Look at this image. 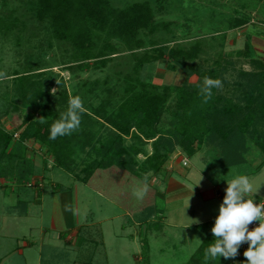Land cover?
Listing matches in <instances>:
<instances>
[{
    "label": "rangeland",
    "instance_id": "rangeland-1",
    "mask_svg": "<svg viewBox=\"0 0 264 264\" xmlns=\"http://www.w3.org/2000/svg\"><path fill=\"white\" fill-rule=\"evenodd\" d=\"M2 1L1 12L19 7L21 15L27 13L29 0H8L6 7ZM110 1L121 9L144 2L153 7L154 27L141 33L144 47L131 50L118 37H112V43L117 45L116 53L82 60L79 50L69 41L56 39L51 25L40 22L31 13L24 18L26 25L21 32L17 29L7 34L0 32V72L6 74L0 80V123L6 131L20 135L28 125V118L37 114L39 103L48 102L54 110L64 106L68 109L70 98L79 96L85 108L96 106L100 100L94 97L104 96L106 85L124 84L127 76L152 85L187 84L201 89L203 73L222 70L216 61L230 67L221 71L225 80L220 79L223 86L216 90L221 104L229 99L244 101L237 98L239 91L234 85L238 81L249 82V74L258 73L259 67L264 65V0ZM239 21L251 26L229 28ZM200 38L204 44L198 58H181L187 63L185 68L191 67L194 72L186 82L184 67L176 71L167 68V61L171 62L169 50L181 44L190 46ZM104 42H96L95 47L99 48ZM243 52L245 54H240ZM83 63H89V67H83ZM241 71L248 74L245 79ZM18 76L26 78L24 82L38 85L25 86ZM97 81L99 90L93 93ZM53 89H56L55 95ZM63 91L69 96L68 102L62 98ZM22 96L33 98L36 104H28L29 101L23 104ZM133 132L136 133L135 128ZM126 139L127 144L132 143L130 135ZM144 142V152L130 161L139 171L147 156L153 153L152 140ZM29 143L25 149L16 151L14 143L0 148V186L4 188L0 187V193L6 190L11 193L5 198L0 194V264H189L200 247H208L214 240H208L204 231L191 224V219L203 222L211 218V210L206 214L198 212V205L188 206L184 191L193 199L201 188L213 189L214 193L217 188L220 197L213 211L219 212L227 181L246 175L253 192L259 188L254 195L250 192L248 198L264 202V152L255 146L250 147L241 165L220 168L213 165L207 147H198L190 156L176 146L158 171L142 172L141 177L116 165L97 170L85 184L55 167V156L47 147L32 140ZM13 152L18 156L15 162ZM78 153L77 171L98 156L91 148ZM185 159L187 166L183 163ZM22 169L33 171L27 181L23 180ZM177 175L182 177L176 178ZM145 176L148 191L143 199H137L134 190L142 187ZM171 176L174 181L179 179L186 190L168 193ZM161 185H164L163 191ZM25 192L35 193L36 198L43 192L44 201L27 205L17 198ZM16 199V209L27 212L21 219L9 213V206ZM7 219L14 223H7V228H3ZM69 234L71 243L66 240ZM29 242L32 245L27 247ZM213 261L240 264L238 255Z\"/></svg>",
    "mask_w": 264,
    "mask_h": 264
},
{
    "label": "trees",
    "instance_id": "trees-1",
    "mask_svg": "<svg viewBox=\"0 0 264 264\" xmlns=\"http://www.w3.org/2000/svg\"><path fill=\"white\" fill-rule=\"evenodd\" d=\"M2 2L5 7L8 5V0ZM26 6L27 13L22 15L19 7L0 11L1 33L7 34L16 29L18 33L21 32L26 25L24 18L31 13L40 22L51 25V32L56 39L69 41L79 50L82 60L99 59L116 53L118 49L112 43V37H118L131 50L142 48V31L153 28L155 24L154 9L146 2L122 9L114 6L110 0H29ZM245 24L239 21L229 28ZM98 41L105 42L98 48L95 47ZM203 44L200 38L190 46L181 44L172 47L168 54L171 62L167 61V68L170 71L185 68L187 63L181 58L197 59L203 51ZM83 64V67H89V63ZM215 64L222 70H210L201 76L221 79V71L230 68L220 61ZM259 68L261 71L258 73L249 74V82L238 81L234 85L235 90L239 91L237 98L241 97L244 101L233 102L229 99L226 104H221V96L216 95L217 88L212 89V98L204 103L200 88H191L187 84L152 85L134 77L131 80L132 77L127 76L124 84L103 86L104 96L96 95L94 98L100 103L85 108L78 131L55 140L49 139L50 126L67 111V106L55 107L54 110L48 102L39 103L37 114L28 118V125L20 133L19 139H15L14 133L6 131L0 123V148L5 149L14 143L13 149L16 151L17 148L25 149L31 140L40 143L55 156V167L85 184L90 182L97 170L116 165L141 177L142 172L151 169L158 171L176 146H180L190 156L197 152L198 147L205 146L212 154L211 160L215 167L239 166L246 161V153L251 146L264 152V65ZM191 69L185 68L186 82L194 74ZM241 74L244 79L248 75L245 71H241ZM17 78L25 86L35 88L38 85L36 82H24L26 78L22 76ZM42 85L39 84L40 87ZM99 86L97 81L92 92H97ZM64 91L61 93L64 96L62 98L68 102L69 96L64 95ZM22 100L23 104L34 102L33 98L26 96H22ZM134 128L136 133H132ZM101 131L105 134L101 135ZM129 135L131 144L126 142ZM143 140H152L153 153L147 156L139 171L133 168L132 162L134 157L144 152L143 146L146 144ZM87 148H91L99 157L85 164L80 170L83 176L76 169V160L78 152ZM12 154L15 162L18 156L14 152ZM261 167L253 173H257ZM20 172L25 181L33 173L32 169H22ZM214 223L215 220H212L198 225L208 240L212 241L215 239L211 232ZM206 248L200 247L189 264H216L211 259L205 260ZM243 257H238L240 264H246V258Z\"/></svg>",
    "mask_w": 264,
    "mask_h": 264
},
{
    "label": "clouds",
    "instance_id": "clouds-1",
    "mask_svg": "<svg viewBox=\"0 0 264 264\" xmlns=\"http://www.w3.org/2000/svg\"><path fill=\"white\" fill-rule=\"evenodd\" d=\"M5 76L4 72H0V80H3ZM222 86L220 79L205 76L200 89L203 102L207 103L212 98V89ZM55 93L56 89H53L52 94L55 95ZM85 111L81 97L70 98L67 111L62 113L50 126L49 139L55 140L78 131L82 122V114ZM258 189L253 192L250 178L246 175L237 176L235 179L227 181L225 195L219 205V214L211 228L215 239L204 250L206 261L216 260L220 257L235 258L239 254L240 246L247 243L248 248L243 253L246 264H264V203L256 204L253 198H248L250 192L254 195ZM163 190L164 185H161V191ZM147 191V176H145L142 187L135 189L133 194L137 199H143ZM191 221V224L199 223L198 219H191ZM253 221H258L259 226L249 230V225Z\"/></svg>",
    "mask_w": 264,
    "mask_h": 264
},
{
    "label": "crops",
    "instance_id": "crops-1",
    "mask_svg": "<svg viewBox=\"0 0 264 264\" xmlns=\"http://www.w3.org/2000/svg\"><path fill=\"white\" fill-rule=\"evenodd\" d=\"M250 26H251V23L245 24V25L240 26V27H243V28L247 27L248 28ZM178 72H180V73H178ZM177 73L179 75V74H181V71H177ZM178 175L176 176V178L182 177L181 175L180 176H178ZM168 184H169L168 193H170V194L176 193L179 190H181V191H183V189L186 190V186L184 184H182L179 181V179H178V181H174L172 176L169 177V183ZM213 188H214V186H213ZM2 189H4V188H2ZM19 190H22V189L19 188ZM175 190H177V191H175ZM212 190L213 189L201 188L198 191V194L195 195L194 197H192L193 199H191L189 197L190 195H187L188 191H184V193H185V202H187L186 204L193 205V206L194 205H198L199 206L198 212H203V213H206V214L209 212V210H211V213H210L211 216H210V214H208L211 218H207L208 220H205L203 222L199 221V223H194L195 226H198L200 224L215 220L216 216L219 214V212L213 211V205L218 202L217 201V197H220V193L217 191V188H215V193H214V190H213V193H212L211 192ZM42 193L43 192H41V196L40 197L36 198L35 196H37V195H35V193H32L30 195V194L25 192L24 194H22V196H18L17 198L18 199L21 198L22 200H24V202H26L25 204H27V205L30 204V203H32V204L33 203H38V201H40V203H42L44 201V199L42 197V195H43ZM0 194L3 195V197L5 198L6 194L10 195L11 193L7 192V190H6V192H1ZM187 198H190V200L188 199L186 201ZM18 199H16V201L11 204V207L9 206V213H10V215H14L16 218H20L21 219L22 216H25L27 214V212L22 213V212H20V210L16 209L18 206H15V204H17ZM162 217L165 218V219L166 218L168 219V217H164V216H162ZM13 220L16 221L17 219H13ZM10 222H13V221H11L9 219L5 220L3 222V226L2 227L3 228H7L6 224L10 223ZM43 235H44V233H43ZM70 236H71V234H69L66 237V240L68 241L67 243H71ZM31 245H32V242H29V243L26 244L27 247H29ZM188 262L189 261H187L186 263H188Z\"/></svg>",
    "mask_w": 264,
    "mask_h": 264
},
{
    "label": "built area",
    "instance_id": "built-area-1",
    "mask_svg": "<svg viewBox=\"0 0 264 264\" xmlns=\"http://www.w3.org/2000/svg\"><path fill=\"white\" fill-rule=\"evenodd\" d=\"M14 138H18L19 139V135L17 133H14ZM184 165L187 166L188 165V162L187 160L185 159L183 161ZM256 204H259L260 202H255ZM261 203H264V202H261ZM259 226V222L258 221H253L252 224L249 225V230L255 228ZM248 248V244L247 243H243L240 248H239V254H238V257L239 258H242L243 256V251L246 250Z\"/></svg>",
    "mask_w": 264,
    "mask_h": 264
}]
</instances>
